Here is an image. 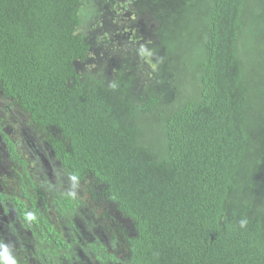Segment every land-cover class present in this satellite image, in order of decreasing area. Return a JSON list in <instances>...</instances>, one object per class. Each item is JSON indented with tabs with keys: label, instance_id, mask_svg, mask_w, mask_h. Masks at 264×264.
I'll use <instances>...</instances> for the list:
<instances>
[{
	"label": "trees",
	"instance_id": "trees-1",
	"mask_svg": "<svg viewBox=\"0 0 264 264\" xmlns=\"http://www.w3.org/2000/svg\"><path fill=\"white\" fill-rule=\"evenodd\" d=\"M86 1L0 0L4 111L25 113L95 201L109 237L92 235L85 252L113 264H264V0H135L150 6L157 39L116 75L89 61ZM0 134L24 173L11 195L0 192L3 210L67 249L48 213L67 215L80 196L49 208Z\"/></svg>",
	"mask_w": 264,
	"mask_h": 264
},
{
	"label": "rangeland",
	"instance_id": "rangeland-1",
	"mask_svg": "<svg viewBox=\"0 0 264 264\" xmlns=\"http://www.w3.org/2000/svg\"><path fill=\"white\" fill-rule=\"evenodd\" d=\"M155 2L157 1L151 0V7L157 4ZM178 4L179 1L169 3L171 7H177ZM146 6L150 7L148 4ZM146 6L135 0H87L84 3L82 13L84 26L91 27L96 24L89 61L98 63L102 74L107 71L109 75H116L119 72L118 68L123 66L121 60L125 58H128L131 64L144 62L143 51L149 50L157 39L153 31L156 26L155 20L152 16L148 20L146 13L143 12ZM199 15L200 13L194 10L195 20ZM93 17L96 18L92 19ZM145 62L149 63L148 60ZM147 68L154 69L153 66ZM128 69L129 67H126L127 71ZM139 76L138 73L136 79ZM143 82L144 78H140L137 81L138 86L142 88ZM2 104L5 103L0 99V126L13 138L18 152L27 161L29 174L41 188L44 197L46 196L45 201L49 208L54 198L69 194L80 196L81 203L76 210H71L64 216L52 213V210L48 213L51 221L61 231L62 238L71 241L70 247L60 249L39 238L38 233L22 229L14 213H5L0 202V245L8 246L18 264H113L107 261H94L84 250L86 244L92 241V235L103 240L109 237L107 222L96 218L100 211L94 205L95 201L86 193L80 195L77 186L65 177L42 134L27 122V115L19 109L5 112L6 108ZM17 173L21 174V171L9 161L0 135V192L12 194L16 189Z\"/></svg>",
	"mask_w": 264,
	"mask_h": 264
},
{
	"label": "clouds",
	"instance_id": "clouds-1",
	"mask_svg": "<svg viewBox=\"0 0 264 264\" xmlns=\"http://www.w3.org/2000/svg\"><path fill=\"white\" fill-rule=\"evenodd\" d=\"M29 219H35L34 216L29 214ZM246 221H241V227H244ZM0 264H18L17 259L12 255L7 245H0Z\"/></svg>",
	"mask_w": 264,
	"mask_h": 264
},
{
	"label": "flooded vegetation",
	"instance_id": "flooded-vegetation-1",
	"mask_svg": "<svg viewBox=\"0 0 264 264\" xmlns=\"http://www.w3.org/2000/svg\"><path fill=\"white\" fill-rule=\"evenodd\" d=\"M3 106H5V108L7 107V105L6 104H2ZM4 131V130H3ZM1 135V134H0ZM5 149H6V147H5ZM6 152H7V154H8V151H7V149H6ZM51 152V151H50ZM9 161H10V159H9ZM14 166H17L19 169H20V171H21V174H19V173H17V176H19L18 177V179H17V183H16V189H17V185H18V182H19V178H20V176L21 175H24V173L22 172V170H21V166H20V164H16L15 162H12V161H10ZM27 166H28V164H27ZM15 189V190H16ZM46 197V196H45Z\"/></svg>",
	"mask_w": 264,
	"mask_h": 264
}]
</instances>
